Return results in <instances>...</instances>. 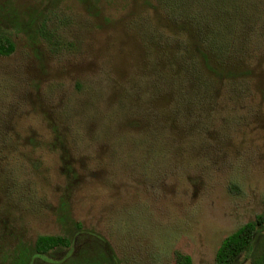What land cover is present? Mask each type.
<instances>
[{
    "label": "rangeland",
    "instance_id": "1",
    "mask_svg": "<svg viewBox=\"0 0 264 264\" xmlns=\"http://www.w3.org/2000/svg\"><path fill=\"white\" fill-rule=\"evenodd\" d=\"M13 2L48 17L0 56V264L17 240L71 233L73 220L115 264H175L174 250L212 264L262 205L264 0L234 32L247 73L186 98L176 84L191 82L169 72L179 33L144 0Z\"/></svg>",
    "mask_w": 264,
    "mask_h": 264
},
{
    "label": "trees",
    "instance_id": "2",
    "mask_svg": "<svg viewBox=\"0 0 264 264\" xmlns=\"http://www.w3.org/2000/svg\"><path fill=\"white\" fill-rule=\"evenodd\" d=\"M40 1H44L45 7L49 4L52 7L59 0ZM79 1L95 7L102 0ZM144 1L154 10L162 12L179 33L173 45L174 60L171 61L176 62V69L169 72L173 76L177 74L179 78L188 79L191 86L183 89L182 83L176 84L177 96L198 97L209 90V84L214 80L231 83L247 73L245 69L238 70L241 64L236 59L239 51L243 52L244 44L235 41L234 32L240 29L241 21L254 15H257V19L261 17L249 0ZM47 10L38 11L37 8L28 7L23 11L15 7L13 0H4L0 4V56H8L14 51L12 34L30 29L35 17L39 16L36 30L43 33L42 25L48 17ZM244 29L245 33L250 31L251 35L254 34L253 24ZM201 65L209 77L202 75ZM261 202L258 212L221 237L214 250L212 264H264V193ZM71 223V233H38L31 243L17 240L11 247L10 263L115 264L113 252L105 239L92 230L83 229L78 220ZM74 238H82V242L67 253L66 249ZM59 250L66 253L58 256ZM173 257L175 264H191L187 253L174 250Z\"/></svg>",
    "mask_w": 264,
    "mask_h": 264
}]
</instances>
